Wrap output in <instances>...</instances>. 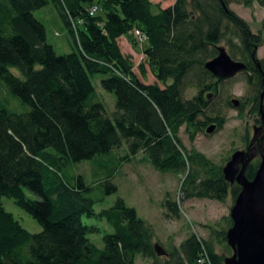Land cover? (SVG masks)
I'll return each mask as SVG.
<instances>
[{
  "label": "trees",
  "instance_id": "obj_1",
  "mask_svg": "<svg viewBox=\"0 0 264 264\" xmlns=\"http://www.w3.org/2000/svg\"><path fill=\"white\" fill-rule=\"evenodd\" d=\"M49 3L75 51L59 55L47 42L34 12ZM231 3L264 8V0H172L165 7L151 0H0V264H137L139 257L149 264H223L216 245L230 248V215L210 227L208 239L192 233L157 256L154 229L134 208L117 197L111 207L96 211L93 187L65 169L126 144L129 152L122 161L143 153L155 170L184 174L183 200L224 202L230 194L235 201L240 188L225 181L223 166L187 149L179 136L182 127L192 139L212 125L220 131L224 108L241 113L249 106L259 116L262 35L250 30ZM136 32L145 37L153 84L137 77L119 46L120 38ZM219 47L246 66L238 75H244L248 91L238 107L229 97L220 99L226 80L205 68ZM94 75L102 76L101 88L115 97L111 116L98 98ZM192 89L195 94L187 98ZM9 96L18 100L21 112L9 108ZM247 139L246 133L244 143ZM257 167L258 162L249 165L248 179ZM110 179L98 184L103 196L117 191ZM25 190L38 199L28 198ZM3 197L30 215L41 231L24 229L5 210ZM163 207L167 218H179L177 201L167 196ZM85 216L112 229L102 236V247L92 237L103 230L84 223Z\"/></svg>",
  "mask_w": 264,
  "mask_h": 264
},
{
  "label": "rangeland",
  "instance_id": "obj_2",
  "mask_svg": "<svg viewBox=\"0 0 264 264\" xmlns=\"http://www.w3.org/2000/svg\"><path fill=\"white\" fill-rule=\"evenodd\" d=\"M151 1L161 7L172 2V0L167 2H163V0ZM229 7L248 23L253 33L262 35V44L257 50V57L264 59V8L256 3L250 6L231 3ZM34 15L44 25L46 40L54 47L57 54H68L76 50L66 26L52 3L36 10ZM145 44L134 34L131 38L122 37L119 39L121 52L131 58L133 71L137 77L146 84H153L156 80L151 67L145 62L143 51ZM141 65H143L144 72ZM13 72L20 76L16 69H13ZM101 78V75H94L92 81L99 100L104 104L107 114L111 116L114 110L115 97L112 93L101 88ZM243 78L244 75L240 74L225 81L224 90L220 96L223 102L227 97L238 100L246 97L248 89ZM194 94L195 90L192 89L187 91L186 96L190 98ZM8 106L13 111H22L18 100L11 96H9ZM224 115L226 123L220 131L215 130L211 134H206L204 131L199 132L194 134L193 139L186 133L185 127H182L179 133L180 139L187 149H194L213 163L221 166L226 164L227 159L234 151L244 150L246 145L243 141L245 134L247 133L248 141L252 138L254 126L259 124V116L252 115L249 112V106H246L241 113L236 108H224ZM128 152L127 145L124 144L108 155L70 164L65 169L67 175H81L85 183L93 187L91 197L96 200L94 205L96 211L111 207L115 199L121 197L127 206L134 208L137 215L153 227L154 243L166 251L178 247L192 233L199 238L208 239L210 227H215L223 217L230 215V210L234 205L230 194L224 202L206 199L183 200L180 186L184 174L162 173L155 170L143 153L130 156V161H122L121 157L127 155ZM107 177H111L110 180L117 187V191L111 195L103 196V189L98 187V184ZM25 194L32 200L38 199L37 196L27 190H25ZM167 196L179 204L180 215L178 219L165 216L166 210L163 207V202ZM2 203L5 210L11 213L28 232L38 233L41 231L40 225L20 209L12 199L3 197ZM83 221L103 230L100 235L92 237L94 242L102 247V236L106 232H112V229L105 221L87 218L86 216ZM216 252L223 258L232 254V250L228 249L225 244L216 245ZM149 263L150 260L148 259L141 257L137 259V264Z\"/></svg>",
  "mask_w": 264,
  "mask_h": 264
},
{
  "label": "water",
  "instance_id": "obj_3",
  "mask_svg": "<svg viewBox=\"0 0 264 264\" xmlns=\"http://www.w3.org/2000/svg\"><path fill=\"white\" fill-rule=\"evenodd\" d=\"M205 68L218 79L230 80L246 66L233 60L224 47H219L217 56L208 61ZM263 99L264 91L259 103L261 125L253 128L249 149L234 151L222 168L225 181L231 185L237 184L240 188L230 210L232 225L226 233V242L232 254L224 257L223 264H264V152L261 147L264 134L259 139L258 149L253 146L261 131H264ZM231 103L234 107L239 106L238 99H232ZM215 127H208L206 133L211 134ZM257 150L261 152V162L250 180L245 173ZM154 249L157 256L166 255L160 245L155 244Z\"/></svg>",
  "mask_w": 264,
  "mask_h": 264
},
{
  "label": "flooded vegetation",
  "instance_id": "obj_4",
  "mask_svg": "<svg viewBox=\"0 0 264 264\" xmlns=\"http://www.w3.org/2000/svg\"><path fill=\"white\" fill-rule=\"evenodd\" d=\"M258 120H259V124L256 125V126H260V125H261V117H260V113H259V119H258ZM258 120H256V121L258 122ZM256 126H254V127H256ZM263 134H264V131H261V133H260L258 139H257L256 142L253 144V146L256 147L257 149H258L259 139L261 138V136H262ZM250 140H251V139H249L248 142L246 143V145L244 146V150H248V149H249L248 146H249ZM261 147H262V152H264V141L262 142ZM229 158H230V157H229ZM227 161H228V160H227ZM254 162H258V166H259V164H260V162H261V152L258 151V150H257V155L255 156V158L253 159V161H252L251 163H254ZM257 168H258V167H257ZM230 185H231V184H230ZM233 185H234V184H233Z\"/></svg>",
  "mask_w": 264,
  "mask_h": 264
},
{
  "label": "built area",
  "instance_id": "obj_5",
  "mask_svg": "<svg viewBox=\"0 0 264 264\" xmlns=\"http://www.w3.org/2000/svg\"><path fill=\"white\" fill-rule=\"evenodd\" d=\"M96 10H97V7H96V6L92 7V8H91V11H90V14H93ZM136 35H137V37L140 39V41L143 42V41L145 40V37L142 36V35H140L139 32H136ZM199 262H201V260H199Z\"/></svg>",
  "mask_w": 264,
  "mask_h": 264
},
{
  "label": "crops",
  "instance_id": "obj_6",
  "mask_svg": "<svg viewBox=\"0 0 264 264\" xmlns=\"http://www.w3.org/2000/svg\"><path fill=\"white\" fill-rule=\"evenodd\" d=\"M152 2V1H151Z\"/></svg>",
  "mask_w": 264,
  "mask_h": 264
}]
</instances>
